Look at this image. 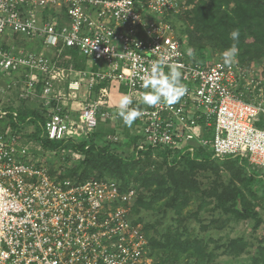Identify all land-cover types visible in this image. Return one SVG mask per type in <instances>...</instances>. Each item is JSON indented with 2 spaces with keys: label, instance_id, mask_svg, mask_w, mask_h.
Here are the masks:
<instances>
[{
  "label": "built area",
  "instance_id": "built-area-1",
  "mask_svg": "<svg viewBox=\"0 0 264 264\" xmlns=\"http://www.w3.org/2000/svg\"><path fill=\"white\" fill-rule=\"evenodd\" d=\"M182 1L0 0V71L13 77L8 86L19 87L21 100L38 98L41 136L78 144L96 128L100 109L102 117L121 120L115 105L127 93L130 107L142 113L130 131L140 137L137 150L142 140L191 154L208 147L212 157L242 156L264 168V91L253 102L242 98L241 83L248 88L254 79L237 62L186 60L169 22ZM49 9L57 10L44 17ZM14 34L42 43L41 50L6 46L3 39ZM65 48L75 49L83 64L106 68H77L62 55ZM161 60L165 73L169 66L180 71L187 92L171 106H148L140 101L146 90L139 76ZM8 112L0 105V264H153L141 224L130 219L135 189L122 190L111 179L53 178L47 161L1 124ZM12 115L16 120L17 112ZM106 138L116 142L119 135ZM64 154L80 157L74 150Z\"/></svg>",
  "mask_w": 264,
  "mask_h": 264
},
{
  "label": "trees",
  "instance_id": "trees-1",
  "mask_svg": "<svg viewBox=\"0 0 264 264\" xmlns=\"http://www.w3.org/2000/svg\"><path fill=\"white\" fill-rule=\"evenodd\" d=\"M182 5L169 22L187 61L206 65L216 56L222 58L223 51L234 43L229 33L239 30V40L235 42L237 64L249 71L250 66L264 62V0H183ZM60 11L66 17L65 8ZM48 12H44V17L49 16ZM62 53L71 59L77 55L71 48ZM74 61L75 67L84 66ZM242 83L238 88V92L243 91L242 98L256 101L253 96L258 94V87L243 88ZM14 111L8 112L7 117L11 119ZM102 111L94 131L78 144L41 136L45 115L40 105L15 111L21 121H11L9 125L20 138L28 136L42 149L58 151L62 160L56 168L50 166L53 178L77 183L111 179L122 190L135 189L130 219L141 224L153 264H213L220 255L237 258L247 250L245 238H224L219 233L233 221L249 220L253 230L262 225L258 211L264 206L262 168L251 165L246 157L215 158L201 148L193 154L150 145L137 150L140 137L130 136L122 120L113 122L102 117ZM25 125L33 127L28 135L20 131ZM107 135H119V140H109ZM125 139L132 145L129 153L119 148L127 143ZM69 150L80 157L65 155ZM199 175H205L207 181ZM191 204L194 208L187 210ZM192 219L198 228L192 226ZM257 252L251 264H264L263 248L258 247Z\"/></svg>",
  "mask_w": 264,
  "mask_h": 264
},
{
  "label": "rangeland",
  "instance_id": "rangeland-1",
  "mask_svg": "<svg viewBox=\"0 0 264 264\" xmlns=\"http://www.w3.org/2000/svg\"><path fill=\"white\" fill-rule=\"evenodd\" d=\"M57 9H49L50 12L49 15H54L53 13L56 12ZM12 35V34H11ZM6 40L9 41L10 44L14 45L17 49H24L27 52H34L38 53L41 50L40 45L36 40L29 39L28 37L22 35V34H14L12 37L9 36V38H5ZM216 56V55H215ZM76 57L79 60H84L81 56L76 55ZM220 56L214 57L219 58ZM212 58V59H214ZM236 62V59L234 58V61ZM94 64H88L84 63V66L86 68H94L95 71H99L102 69H105L106 67L103 64H98L96 66H93ZM248 69L252 70L249 71L251 74L252 79H254V82L251 83L249 86L255 90L257 87L258 93L260 91H264V62L255 64L253 66H250ZM12 76L9 75L6 72L0 71V105L2 108L6 109L7 111H17L21 112L24 109H30L33 106L36 108L39 103H38V98L36 99H20L18 94H19V87H9L8 84L12 83ZM257 99V94L254 95ZM253 96V98H255ZM35 104V105H33ZM21 117V115H20ZM17 118L16 120L12 116V118L5 117L2 121V125H8L10 124L11 121L17 123L18 121H21V118ZM71 119L76 120L78 119V109H72L71 110ZM19 124V123H17ZM21 127V126H20ZM19 127V129H20ZM24 130L20 129L22 133H27V135L30 133L31 130H33V127L31 125H25ZM258 127H261L258 125ZM124 129H127L129 131L130 136H135L136 134L130 133L131 130L136 131V125L133 123L131 127H127L124 125ZM139 134H140V128H139ZM207 138L209 140L212 139V131L211 133L208 134ZM23 143L30 148V152L34 153V156H37V158L41 159L42 161H47L48 166L50 167L51 165L56 168V166L60 165L62 157H60L58 151L54 152V149H49V150H40L35 149L33 146L34 142L32 139H30L28 136H22ZM125 142H127L124 146L120 147V149H124L126 153H129L132 151V145L125 139ZM144 145H147L146 141L142 140L141 141ZM191 145L195 146V142L192 143ZM200 149V148H199ZM199 149H196L198 151ZM204 150V152L207 153H212L211 150L207 148H201ZM58 150V149H57ZM158 159V157H157ZM262 172H264V168L261 169ZM200 179H202L204 182L207 181V177L204 175H199L198 176ZM194 205L191 204L188 209H193ZM258 211L261 214V217L263 219L262 225L257 229L253 230L252 228V222L249 220H242L238 222H231L224 230H222L219 235H222L224 238H234V237H243L247 240L248 247L246 248L247 250L244 251L240 256L237 258H232L230 256H224L220 255L216 257L213 260V264H251L252 258L258 254L257 249L258 247H262L264 251V206L262 208H258ZM192 226L195 228L199 227V224L192 219Z\"/></svg>",
  "mask_w": 264,
  "mask_h": 264
},
{
  "label": "clouds",
  "instance_id": "clouds-1",
  "mask_svg": "<svg viewBox=\"0 0 264 264\" xmlns=\"http://www.w3.org/2000/svg\"><path fill=\"white\" fill-rule=\"evenodd\" d=\"M239 35V30H233L229 33V38L234 43L222 53L224 65L230 66L237 56L238 48L235 42L239 40ZM165 63L163 60L159 62L154 61L151 63L150 68H145L143 74L139 76L140 86L146 90L140 97V101L143 104L156 106L163 102L171 106L186 94L187 88L181 84L180 71L175 66H169V71L165 73L163 71ZM132 104V96L123 93L115 105L118 117L127 127H131L134 121L142 115L138 108L130 107Z\"/></svg>",
  "mask_w": 264,
  "mask_h": 264
},
{
  "label": "crops",
  "instance_id": "crops-1",
  "mask_svg": "<svg viewBox=\"0 0 264 264\" xmlns=\"http://www.w3.org/2000/svg\"><path fill=\"white\" fill-rule=\"evenodd\" d=\"M37 42H38V41H37ZM3 43L6 44V46H7V45H11V44L9 43V41L6 40V39H3ZM38 44H39L40 47L42 48V43L38 42ZM62 55H63V53H62ZM73 59H74V58H73ZM74 60H77V59L75 58ZM77 61H79V60H77ZM83 65H84V64H83ZM33 105H35V104H33Z\"/></svg>",
  "mask_w": 264,
  "mask_h": 264
}]
</instances>
